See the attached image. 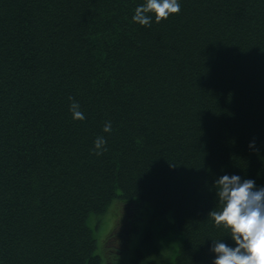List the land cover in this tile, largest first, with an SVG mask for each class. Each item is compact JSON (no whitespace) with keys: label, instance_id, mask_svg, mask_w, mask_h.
<instances>
[{"label":"trees","instance_id":"obj_1","mask_svg":"<svg viewBox=\"0 0 264 264\" xmlns=\"http://www.w3.org/2000/svg\"><path fill=\"white\" fill-rule=\"evenodd\" d=\"M179 2L144 27V0H0V264H101L93 226L113 199L167 218L170 264L234 246L208 213L224 174L264 186V0ZM126 213L111 238L146 243Z\"/></svg>","mask_w":264,"mask_h":264},{"label":"clouds","instance_id":"obj_2","mask_svg":"<svg viewBox=\"0 0 264 264\" xmlns=\"http://www.w3.org/2000/svg\"><path fill=\"white\" fill-rule=\"evenodd\" d=\"M179 0H144L136 7L132 20L141 26L151 27L153 19L156 23L179 14ZM69 110L74 120H85L80 104L73 97ZM112 124L108 121L103 132L111 133ZM107 140L97 136L92 149L95 155H102ZM255 141L250 142L253 147ZM216 201L219 208H213L208 218L214 226L223 228L234 241V246L213 239L210 251L215 253L213 264H264V186H257L254 179L242 178L236 174H224L214 182Z\"/></svg>","mask_w":264,"mask_h":264},{"label":"rangeland","instance_id":"obj_3","mask_svg":"<svg viewBox=\"0 0 264 264\" xmlns=\"http://www.w3.org/2000/svg\"><path fill=\"white\" fill-rule=\"evenodd\" d=\"M122 203L123 200L118 201L113 199L109 203L110 205L106 212L103 215H99L95 220V226L93 228L96 231V237L99 242L105 243V252H103V261H101V264H112L118 255L124 264H133V260H135L137 255L136 250L139 253L142 250L144 253L145 257L142 252L140 254L144 258L145 264H170L178 253L180 240L175 233L176 231L167 225V218L164 217L163 219V217L153 216L151 212L148 214L147 210H142L143 205L137 206L136 202L135 206L131 209L126 208V203ZM125 211H128V214L135 217V219L140 218V220H143L145 226L150 224V227L153 228L151 237H147L146 243L141 238H135L131 234L127 238H122L120 242H117L116 238H111V232H113V229L115 230L114 227L117 225L121 214L123 212L125 215L127 214ZM150 221L153 223H150ZM162 221L165 223L166 230L160 227ZM131 222L135 224L134 220ZM92 223L94 224V221ZM115 249L119 250L117 251Z\"/></svg>","mask_w":264,"mask_h":264}]
</instances>
